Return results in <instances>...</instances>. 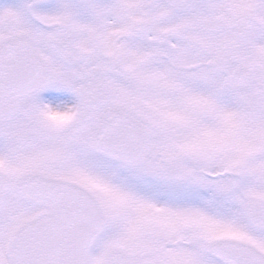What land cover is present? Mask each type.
Instances as JSON below:
<instances>
[{"label": "snow or ice", "instance_id": "obj_1", "mask_svg": "<svg viewBox=\"0 0 264 264\" xmlns=\"http://www.w3.org/2000/svg\"><path fill=\"white\" fill-rule=\"evenodd\" d=\"M0 264H264V0H0Z\"/></svg>", "mask_w": 264, "mask_h": 264}]
</instances>
